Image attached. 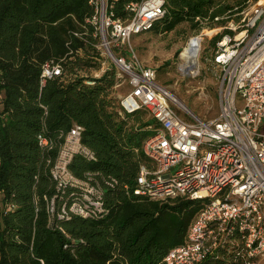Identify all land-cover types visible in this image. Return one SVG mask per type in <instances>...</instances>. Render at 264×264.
Masks as SVG:
<instances>
[{
	"label": "trees",
	"instance_id": "obj_1",
	"mask_svg": "<svg viewBox=\"0 0 264 264\" xmlns=\"http://www.w3.org/2000/svg\"><path fill=\"white\" fill-rule=\"evenodd\" d=\"M249 1L164 0L155 28H224ZM94 11L88 0H0V264H163L202 210L200 200L161 203L132 194L140 167L153 165L142 146L154 121L141 111L119 120L110 100L114 71L89 75L101 65ZM46 63L61 74L40 85ZM74 124L94 160L75 156L69 170L102 191L97 219L59 215L77 192L57 190L50 168ZM240 262L221 249L206 264Z\"/></svg>",
	"mask_w": 264,
	"mask_h": 264
},
{
	"label": "built area",
	"instance_id": "obj_2",
	"mask_svg": "<svg viewBox=\"0 0 264 264\" xmlns=\"http://www.w3.org/2000/svg\"><path fill=\"white\" fill-rule=\"evenodd\" d=\"M88 1L95 8L90 22L97 48L129 86L118 99V119L141 111L154 121L145 127L150 135L142 146L153 165L140 167L132 194L161 203L184 197L203 204L184 243L168 250L163 264H206L221 249L234 252L239 264H255L264 257V0H250L239 20L215 30L227 32L205 60L217 78L219 113L211 120L179 107L157 82L155 68L142 64L131 46L134 36L164 18V0ZM60 74L58 65L44 64L40 85ZM82 131L74 124L65 134L50 174L57 190L69 186L77 192L69 209L61 208V217L97 219L102 191L69 170L75 156L94 160ZM38 144L46 147L48 141L38 136Z\"/></svg>",
	"mask_w": 264,
	"mask_h": 264
},
{
	"label": "rangeland",
	"instance_id": "obj_3",
	"mask_svg": "<svg viewBox=\"0 0 264 264\" xmlns=\"http://www.w3.org/2000/svg\"><path fill=\"white\" fill-rule=\"evenodd\" d=\"M216 28L194 29L188 23L178 24L170 32L157 30L154 26L150 31L134 36L131 46L140 62L156 69L157 82L165 86L170 94L186 104L189 111L200 119L211 120L218 116L217 78L215 70L207 64L206 58L211 55L214 45L213 37ZM208 31L212 32L211 35ZM200 35L202 40L197 56V63L189 70L182 68L185 60L181 53L192 36ZM97 45H99V40ZM101 65L99 70H91V77H100L108 68L114 71V84L111 87L110 100L118 108V99L128 92L129 86L126 77L118 75L119 70L103 55V49L98 48ZM131 55V52H128ZM147 113L143 119L149 120ZM255 264H264V257Z\"/></svg>",
	"mask_w": 264,
	"mask_h": 264
},
{
	"label": "bare ground",
	"instance_id": "obj_4",
	"mask_svg": "<svg viewBox=\"0 0 264 264\" xmlns=\"http://www.w3.org/2000/svg\"><path fill=\"white\" fill-rule=\"evenodd\" d=\"M212 32L208 31V34L211 35ZM201 36H192L189 38L186 48L181 53V57L185 60L181 66L185 68V70H189L191 67H194L197 63V56L200 49L201 44ZM171 99L181 108L187 109L186 104L182 102L179 98L175 97L174 95L170 94Z\"/></svg>",
	"mask_w": 264,
	"mask_h": 264
},
{
	"label": "crops",
	"instance_id": "obj_5",
	"mask_svg": "<svg viewBox=\"0 0 264 264\" xmlns=\"http://www.w3.org/2000/svg\"><path fill=\"white\" fill-rule=\"evenodd\" d=\"M141 63H142V62H141ZM149 120H151V119L149 118ZM149 120H148V121H149Z\"/></svg>",
	"mask_w": 264,
	"mask_h": 264
},
{
	"label": "water",
	"instance_id": "obj_6",
	"mask_svg": "<svg viewBox=\"0 0 264 264\" xmlns=\"http://www.w3.org/2000/svg\"><path fill=\"white\" fill-rule=\"evenodd\" d=\"M188 109V108H187Z\"/></svg>",
	"mask_w": 264,
	"mask_h": 264
}]
</instances>
